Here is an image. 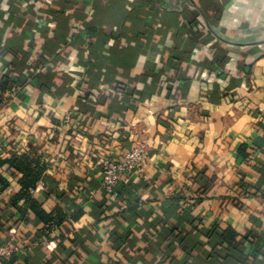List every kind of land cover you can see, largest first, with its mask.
<instances>
[{
    "label": "crops",
    "instance_id": "obj_1",
    "mask_svg": "<svg viewBox=\"0 0 264 264\" xmlns=\"http://www.w3.org/2000/svg\"><path fill=\"white\" fill-rule=\"evenodd\" d=\"M0 78V158L45 153L54 217L8 175L1 264H264V0H0ZM141 142L113 201L102 160Z\"/></svg>",
    "mask_w": 264,
    "mask_h": 264
},
{
    "label": "trees",
    "instance_id": "obj_2",
    "mask_svg": "<svg viewBox=\"0 0 264 264\" xmlns=\"http://www.w3.org/2000/svg\"><path fill=\"white\" fill-rule=\"evenodd\" d=\"M16 87L17 85L8 78H0V107L8 100V98L4 97V93L16 91ZM45 160V153L40 151V149L29 145L27 150L22 151L17 149V146L13 144L10 154L0 158V190L10 185V178L8 175L17 177L19 189L14 194L9 205L15 207L17 213L24 215L25 209L20 204V201H23L24 205L29 201L35 214L42 220L49 221L52 219L53 214L45 212L36 204L35 200L32 199V190L36 188L37 182L42 178L47 169L48 164ZM119 185L117 188L118 198L120 196ZM12 215L13 214L9 216L10 220H12Z\"/></svg>",
    "mask_w": 264,
    "mask_h": 264
},
{
    "label": "built area",
    "instance_id": "obj_3",
    "mask_svg": "<svg viewBox=\"0 0 264 264\" xmlns=\"http://www.w3.org/2000/svg\"><path fill=\"white\" fill-rule=\"evenodd\" d=\"M150 156L149 146L145 142L136 144L121 155H110L102 160V186L110 195L111 200L116 201L118 198V185L122 181L125 174H136L148 162ZM36 189V188H35ZM32 190V193L35 192ZM11 240L4 241L0 245V264L3 260L11 258L15 253L19 252ZM17 264H27L20 261Z\"/></svg>",
    "mask_w": 264,
    "mask_h": 264
}]
</instances>
